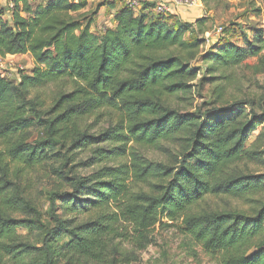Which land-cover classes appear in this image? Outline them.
<instances>
[{"label":"trees","instance_id":"1","mask_svg":"<svg viewBox=\"0 0 264 264\" xmlns=\"http://www.w3.org/2000/svg\"><path fill=\"white\" fill-rule=\"evenodd\" d=\"M8 1L0 57L30 55L33 68L0 74V264H141L156 231L176 227L221 264H264V129L249 144L264 125V86L244 96L235 75L264 76V29L234 45L219 39L226 29L205 38L208 18L183 22L156 4ZM118 3L115 25L94 32L101 8ZM207 84L204 109H182ZM164 143L179 148L172 160L151 159ZM77 165L96 169L82 176ZM35 170L60 182L46 195L49 222Z\"/></svg>","mask_w":264,"mask_h":264},{"label":"rangeland","instance_id":"2","mask_svg":"<svg viewBox=\"0 0 264 264\" xmlns=\"http://www.w3.org/2000/svg\"><path fill=\"white\" fill-rule=\"evenodd\" d=\"M36 1L39 2L41 0ZM102 1L104 0H96L91 3L89 10L94 11L96 5ZM9 7L10 2L8 0L0 1V8L5 11V19L7 20L11 15ZM201 7L204 11V16L202 18L206 17L209 20V32H214L219 27H222L224 30L226 29V33L223 36L224 38L220 37L219 39H229L234 45L242 44L240 38L243 35L250 37L256 29H264V0H211L209 1L208 7L202 1ZM205 38L208 39L210 37L206 35ZM217 40L218 39L215 41ZM6 58L9 62L4 66L3 71L10 76V79H17L21 68L27 72L33 68V63L29 56H17L16 58L8 56ZM256 61V59H251L249 63L254 64ZM194 66L202 71L198 79L193 82V84L198 85L204 78V64L198 62L195 63ZM235 75L238 76V79L241 81L237 87L242 88L244 96L261 94L262 90L260 87L264 86L263 75L255 76L254 73L246 67L237 69ZM235 87L236 86H230L229 92L233 93ZM212 88L213 87L210 84H207L202 88L198 87L195 90V93L188 98L189 100L181 103L182 109L191 112L204 109V103H207L208 100H210L208 95ZM105 127L106 126L103 123L97 126V130H95L99 131ZM263 129L264 125L261 126L252 136L249 144L256 140L257 135ZM164 146L165 149L149 150V157L153 160L159 161L172 160V155L177 153L179 148L176 145L173 146L167 143H164ZM95 169L96 168L77 165L75 172L84 176L92 173ZM32 172L33 173L30 174V181L33 183L34 187L32 191L33 196L38 201L41 210L44 212L45 220L51 221L48 216L49 204L46 195L48 191L55 189L60 182H58V179L54 175L48 174L44 170H35V172ZM206 203L214 207L224 206L238 209L248 208L242 202L234 200L208 198ZM19 234L28 235L29 231L19 229ZM155 238L156 243L143 252L141 264H221L219 258L213 259L209 257L201 246L197 245L190 238L183 236L177 227L158 230L155 233ZM38 245L41 247V243Z\"/></svg>","mask_w":264,"mask_h":264},{"label":"crops","instance_id":"3","mask_svg":"<svg viewBox=\"0 0 264 264\" xmlns=\"http://www.w3.org/2000/svg\"><path fill=\"white\" fill-rule=\"evenodd\" d=\"M125 3H129L130 1L137 3V9H140L144 4L155 5L158 3H165L170 5V14L178 17L183 22L194 23L196 20L202 18L204 16V11L201 5H183L179 1L176 0H124ZM121 7V4H117L116 9H110L109 7L101 8L99 14L95 17V22L93 25L94 32H101L107 27H113L115 25L114 16L117 10ZM32 63L33 59L30 55ZM16 58L17 56H10Z\"/></svg>","mask_w":264,"mask_h":264},{"label":"built area","instance_id":"4","mask_svg":"<svg viewBox=\"0 0 264 264\" xmlns=\"http://www.w3.org/2000/svg\"><path fill=\"white\" fill-rule=\"evenodd\" d=\"M176 1H179L183 5L191 6V5H202L203 0H176ZM129 5L131 7L138 8L137 3L135 2L130 1ZM170 10H171L170 5L165 4V3H158L156 4V7H155V12L160 15H167L170 13ZM223 32H224V29L222 27H219L214 32H209L206 35L210 37L208 38L209 40H216L222 35ZM7 62H9L7 58L0 57V74L5 78L10 79V76L7 75V73L3 71L4 66L7 64Z\"/></svg>","mask_w":264,"mask_h":264}]
</instances>
